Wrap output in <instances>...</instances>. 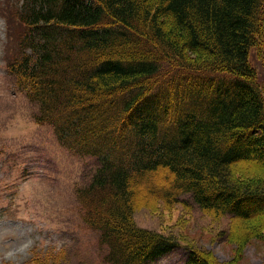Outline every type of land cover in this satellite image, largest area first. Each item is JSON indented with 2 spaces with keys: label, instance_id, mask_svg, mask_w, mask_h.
<instances>
[{
  "label": "trees",
  "instance_id": "1",
  "mask_svg": "<svg viewBox=\"0 0 264 264\" xmlns=\"http://www.w3.org/2000/svg\"><path fill=\"white\" fill-rule=\"evenodd\" d=\"M6 64L60 146L97 164L75 189L104 264L177 249L133 215L161 201L264 230V0H16ZM262 39V40H261ZM240 162L258 171L240 176ZM256 169V168H255ZM142 192L151 196L137 205ZM183 264H221L187 248ZM39 261V260H37ZM26 263V262H25Z\"/></svg>",
  "mask_w": 264,
  "mask_h": 264
},
{
  "label": "rangeland",
  "instance_id": "2",
  "mask_svg": "<svg viewBox=\"0 0 264 264\" xmlns=\"http://www.w3.org/2000/svg\"><path fill=\"white\" fill-rule=\"evenodd\" d=\"M15 3L0 0V264H104L105 248L98 244L97 232L82 223L75 198L96 159L67 151L51 127L36 124V106L7 72V60L18 51L13 43L20 31L12 15ZM250 60L264 76L255 49ZM257 169L240 162L236 171L244 177ZM147 196L139 194L137 205ZM148 205L133 215L137 226L172 235L180 246L147 264H183L187 248L221 264H264V230L240 246L243 237L237 230L230 233L227 217L216 219L195 207L158 200Z\"/></svg>",
  "mask_w": 264,
  "mask_h": 264
}]
</instances>
